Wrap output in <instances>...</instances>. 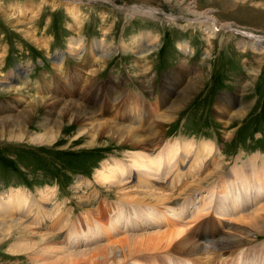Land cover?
Here are the masks:
<instances>
[{"label":"rangeland","instance_id":"obj_1","mask_svg":"<svg viewBox=\"0 0 264 264\" xmlns=\"http://www.w3.org/2000/svg\"><path fill=\"white\" fill-rule=\"evenodd\" d=\"M73 1L80 2L79 20L67 9L74 6ZM134 6L156 9L159 17L127 16L125 9ZM192 11L233 23L235 29L252 32L257 37L264 35V0H0V82H10L13 78L22 88L18 93L0 92V202H7V194L13 190L25 196L21 211L14 213L10 211L11 206L0 211V264H108L100 259L109 253L102 255L93 246L86 248L92 251L87 258L79 256L68 261L65 255L44 256L39 246L40 236L48 234H57L60 236L57 242H65L71 227L76 225L79 230L87 227L86 217L92 213H100L99 222L107 224L115 207L120 203L126 207L129 202L121 198L118 185L98 182V174L105 169L104 163L120 162L128 166L133 161V148L113 139L111 143L107 135L92 137L81 120L63 119L54 112L53 101L29 108L33 98L44 95L45 86L50 83L55 91L59 89L60 98L68 97L65 86L68 85L69 90L72 86L75 88L77 98L81 99L82 76L89 77L83 68L89 70L96 65L99 70L96 84L117 85L124 92L122 103L119 100L115 103L114 99L110 102V96L100 93L103 89L90 93L94 96L99 91L96 94L99 100L106 97L109 105L106 112L103 107L97 112L105 118L117 121L120 117L115 116L116 112H123L121 108L128 107V101H137L142 96L153 104H158L164 93L174 104L180 98L184 100L176 105L175 122L164 127L163 143L145 151L153 158L181 142L180 163H188L190 157L184 145L191 143L195 149L207 143L215 146L212 147L226 165V173L234 167H247L245 172L249 174L253 162L256 172L264 170V57L249 46L245 49L239 46L244 40L239 34L219 31L209 45L196 29L198 26L190 24L196 18ZM172 16L176 17L175 21L168 23L167 19ZM142 36L150 37L148 55L142 54L145 47ZM72 39L83 41L85 48L79 51L84 52L81 60L70 49ZM101 45L112 51L104 57L105 61L98 57L101 59L97 63L91 55ZM185 45L188 55L180 52ZM61 66L63 71L58 72ZM147 76L154 78L153 92L145 90ZM191 91L194 93L190 97L185 96ZM239 100H244V105ZM159 109L163 111L162 106ZM51 130L59 136L58 140L65 141L53 146L58 141L47 139ZM6 132L12 137L22 134L24 137L19 141ZM132 184L138 185L137 180ZM200 200L197 195L193 211L198 210ZM252 210L248 213L253 214ZM235 220L211 215L204 218L199 227H214L221 234L207 233L209 238H196L195 242L214 251L209 245L211 242L236 236V229L245 228ZM18 222H28L30 226L28 229L15 227ZM45 223L50 224L49 230H42ZM161 228L171 230L172 226L163 223ZM158 229L144 226L140 232L155 234ZM253 233H250L249 250L263 249L264 234ZM116 234L117 231L103 237L101 243L107 246L118 239L121 241L123 235ZM164 252L173 255L174 263L178 264L185 251L171 247L144 255L146 263L159 260L158 263L167 264L169 261L161 255Z\"/></svg>","mask_w":264,"mask_h":264},{"label":"bare ground","instance_id":"obj_2","mask_svg":"<svg viewBox=\"0 0 264 264\" xmlns=\"http://www.w3.org/2000/svg\"><path fill=\"white\" fill-rule=\"evenodd\" d=\"M72 5L74 6H67V9L74 15L76 20H79L80 13L78 9L80 2H74ZM125 11V13H127L126 15L129 17H159L157 16L158 11H156V9L134 6L125 9ZM192 15L196 16V18L194 20L191 19L190 24L198 26L196 29L202 32L209 45L212 43L210 41L218 36L219 31L239 34L244 39L243 41L241 40L239 46L244 49L249 46L254 52H261L262 57H264V35L257 37L254 36L252 32L235 29L232 25L233 23L224 22L207 13L192 11ZM152 19L160 21L158 18ZM175 19L176 17L172 16L167 20L169 21L168 23H170L175 21ZM160 23L162 22L160 21ZM140 39L145 44L142 54H150L151 46L147 44L151 42L150 37L142 36ZM70 46L72 53L77 54L81 60V56L84 52L80 53L79 51L85 48L83 46V41L72 39ZM110 51H112L110 48L101 45L95 50L96 53H92L94 55H91V57L93 60H98L97 63H100L99 59L101 58L98 57H103L104 59V57L109 55ZM180 52L187 54L189 49L185 45V47L180 49ZM83 70L87 71L89 77L82 76V83L80 85H83L84 92L81 99L77 98V94L74 92L75 88H73L72 85L71 90L68 89V85H65L67 87L66 93L68 97L60 98V95L57 93L59 89L55 91L56 88L50 83L51 85L45 86L46 93L44 95H36L31 101L33 104H31L29 108L34 109L35 107L44 106L53 101L54 112H57L63 119H70L71 121L81 120L82 124H85L84 126L89 128L88 132L92 137H103L107 135V139L111 141V143H113L111 140L113 139L114 141L120 142L122 145L133 148L135 150V152H132L133 161L130 162L128 166L120 162H115L114 165H107L104 163L103 167H105V169L99 171L98 174V182L118 185L121 190V198H126L129 202L125 205L126 207H124L122 203L117 205L115 211H112L113 214L107 224L99 222L100 213H92L91 216L86 217L87 227L82 228V226L80 230L76 225L71 227L69 234L67 233L68 235L65 242H57L60 238L57 234H48L47 236L39 235V246L42 247V252H44L43 255L46 257L50 256V258L52 255H65L64 257L67 261L79 256L87 258L92 251L86 250V248L90 249V246H93L96 247L97 252H103L101 253L102 255L104 252L109 253H107L108 255L104 254L106 257L99 253V255L102 256L100 260L104 259L108 264H147L144 255L157 254L171 247H175V249L185 251L183 252V260L178 264H264V248L256 250L253 247L249 250V243H252V234L250 233L254 232L253 235L255 236L264 234V170L256 172L255 162H253L254 165L251 164L249 166V170L251 169L249 174L245 172L247 167L244 169L242 167H234L229 173H226V165L219 157L220 155L218 156L217 151L214 150L213 147L215 146L207 143H203L201 147L195 149L191 143H186V145H184L186 155L190 157L189 162L187 161L188 163H180L182 159L180 157L181 149L179 143L181 142L175 144L171 149L165 148L160 156L153 158L145 151H151L154 145H161L163 143L164 127L167 124L175 122L177 115L176 105L184 100L179 97L180 99L175 102L177 104H174L164 93L158 104H153L151 101H148L145 96H142L141 99L137 101H128V107L124 105L123 108H121L123 112L117 111L115 116L120 118L115 121V118H105L98 115L97 112L101 107H103L105 110L104 112H106L108 101L106 97L104 100H101V98L99 100L96 94L100 91L99 89H103L100 93H106L105 96H110V102L114 99L116 103L117 100L122 101L124 95L122 88L112 84L111 86H100L96 84V75L99 73L96 65L91 66L89 70H87V68H83ZM61 71H63L62 66L59 68L58 72ZM145 72L147 73L149 70L145 69ZM13 80L12 78L10 82H8L9 80L4 82L1 81L0 92L7 90L6 92L13 91L18 93L21 91L22 88L17 85L18 83L15 84ZM145 84V90L153 92L154 78L147 76ZM197 88L199 89V87ZM95 89L99 91H95L93 96L90 93L94 92ZM193 93L194 91L189 93L186 92L185 96L190 97ZM93 101L94 105L91 104ZM240 102L242 104L244 100H239V103ZM159 106H162L163 111L159 109ZM168 106L169 108L165 109ZM123 117L126 119H123ZM8 120L12 119L8 117ZM13 120L11 121L12 123L15 122H13ZM55 124L58 125V123ZM6 125L8 126V124ZM23 126L24 125H22V127ZM54 134V131H52L51 134L47 136V139L51 141L57 138L56 140L58 142L53 146H57L65 141V139L58 140L59 136ZM80 134L82 135V133ZM23 137L24 134L15 137H12L11 134L12 139L15 138L19 141H22ZM40 139L44 141L45 138L42 137ZM214 163L216 165L212 170L211 167ZM109 167L110 169H108ZM127 176L130 177L127 178ZM164 176L165 180L163 179ZM131 179L133 182L137 180L138 185L134 186ZM162 179L164 180L163 182L161 181ZM157 182H159L161 186H158ZM216 185L219 186V190H217ZM7 195L8 201H4L3 203L0 202V211H3V207L7 208V206H11L10 211H14V213L21 211L24 207L25 196H20V192L15 190L9 191ZM197 195L201 197V205L198 207L197 211H193L192 207L194 206ZM250 210L254 213L249 214L248 212ZM210 215L219 219L223 218V220L236 219L235 222L245 228L240 230L235 228L236 236L229 235L226 238H217L215 242L209 244L213 246L215 250H208L207 247H202L201 244L196 243L195 239L199 238V240H205L209 238L207 233L214 236L221 234V231L219 232L218 229L214 227L208 226L207 229L203 228L204 225L199 227L200 221ZM41 217L43 220H46L44 214H41ZM97 218L98 221L96 220ZM167 218H169V222ZM186 220L187 222H184ZM13 221L17 222L15 220ZM163 223L171 225L173 229L162 230L161 224ZM142 225H144L145 228L154 226L159 229L154 232L155 234L149 233L146 235V232H140L144 227ZM29 226L28 222L25 224L18 222L15 227H21L23 229L25 227L28 229ZM49 227L50 224L48 223L41 226L42 230H49ZM219 228L222 229L220 226ZM116 231L125 238L122 237L121 241L120 239H116L117 242L113 240L114 242H111L110 245L107 243V246H104L101 243L103 237L112 235V233ZM83 248H85V250ZM161 255H163L166 261H169L167 264H175L173 255H170L168 252H164ZM111 259H113V261ZM158 261L159 260L150 262H152V264H160Z\"/></svg>","mask_w":264,"mask_h":264}]
</instances>
